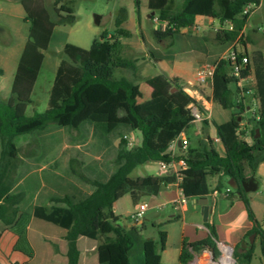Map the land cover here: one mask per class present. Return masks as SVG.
Wrapping results in <instances>:
<instances>
[{
  "label": "trees",
  "instance_id": "trees-1",
  "mask_svg": "<svg viewBox=\"0 0 264 264\" xmlns=\"http://www.w3.org/2000/svg\"><path fill=\"white\" fill-rule=\"evenodd\" d=\"M251 1L259 0H146L153 18L166 22L165 30L155 29L158 40L172 39L173 44L163 57L172 58L179 50L212 48L223 53L239 36L246 45V34L242 31L249 18L242 10ZM26 19L31 22L28 39L24 46L13 79L11 94L4 101L0 96V220L7 224L15 222L19 212L31 213L67 229L68 264H78L80 251L77 246L79 235L99 241L98 264H162L160 251L166 247L167 233L159 231V239H145L137 225H121L114 221V202L129 193L136 204L141 197L158 195L161 183L175 182L171 173L160 182L153 180L145 184L139 180L129 182V176L148 161L170 163L184 158L187 170H180V188L187 198L208 192L206 177L224 174L232 181L231 198L244 201L249 218L254 222L244 247L235 250L242 264H253L256 240L264 256V228L256 218L243 182L255 176L258 165L264 161V54L254 51L250 62L240 76L232 73L229 62L216 58L213 76V100L230 112V118L214 122L225 148L220 155L207 146L208 138L197 147L189 146L180 156L168 152L169 143L188 128L195 118L190 108L195 104L205 112L196 98L188 94L178 77L164 73L148 77L138 72L137 60L120 56L121 37L129 34L122 28L128 18V9L120 7L115 19L116 29L93 40V47L106 45L104 60L96 59L89 49L74 43H66L64 57L57 67L49 104L44 112L26 115L28 104L33 103L32 93L44 61L43 50L51 41L58 25H71L77 20L73 1L54 0L52 9L46 0H19ZM140 20L141 0H135ZM217 19L222 25L234 21V29L220 28L216 31L215 44L203 45L204 37L184 31L192 27L197 16ZM208 46V47H207ZM118 69H131L137 73L158 95L138 102L135 81L116 77ZM254 71L256 83L253 95L260 106L249 118L254 123L251 130L253 142L242 137V111L246 108L241 86ZM0 68V75L3 74ZM235 86V88L232 87ZM236 111H233L235 110ZM241 117V118H240ZM204 122L208 124V120ZM257 129L260 131L257 136ZM76 132L74 134L72 132ZM140 130L142 142L128 147L124 135ZM38 136L39 150L33 152L21 165L20 151L23 143H29L31 134ZM120 138L118 145L114 141ZM93 139L91 147L96 157L85 163L78 159L69 160L63 167L65 150L47 169L41 161L60 143L85 144ZM223 185L217 186L223 191ZM1 235V234H0ZM216 231L211 226V235L203 240H184L180 256L181 264H187L194 252L200 253L206 246L215 248L213 237Z\"/></svg>",
  "mask_w": 264,
  "mask_h": 264
},
{
  "label": "crops",
  "instance_id": "crops-1",
  "mask_svg": "<svg viewBox=\"0 0 264 264\" xmlns=\"http://www.w3.org/2000/svg\"><path fill=\"white\" fill-rule=\"evenodd\" d=\"M47 2L48 0H46V5ZM263 2L264 0H261L260 6ZM20 5L22 6L19 0H0V12L1 14H4L5 17L7 15L10 16V14L14 12L13 10L17 11L20 9ZM125 7L128 9V18L121 27L129 31L130 34L133 33L132 23L135 21L137 26L139 28L141 27L142 15L144 16L146 13L149 17L153 16L150 10L145 12L144 7H142L143 9L141 8L140 10L139 20L135 5L136 20H134L132 9L127 6ZM251 17L243 31L248 36L249 32H251L252 35H258L261 31L259 28H250ZM5 20L8 21V19ZM198 21H203V23L208 26H205L202 33L198 32L196 34H191L204 37L203 45L205 46L207 43L214 45L216 33L213 34L210 27L213 26L214 29L217 30L219 20L200 15L196 18V22ZM158 23L167 25L162 21ZM184 31H195V29L190 27ZM27 39L23 41L18 50L12 47L0 46L1 49L8 51L10 55H14L13 66L11 68L15 73ZM121 43L124 46L127 42L121 38ZM173 43V40L169 39V47ZM246 46L250 56L258 49L264 54V47H257L254 40L253 43H246ZM105 48L106 45L102 42L100 47H92L90 51L93 56L94 54L97 55V57H95L96 59L104 60ZM144 49H142V51ZM152 53L156 56H153ZM164 54H166V52L159 55L155 52H151V57H147L146 53L142 56L136 55L132 57L127 56L124 52H120L121 57L136 59L138 69L142 62L147 61V63L144 64L145 66L141 68L144 76L152 77L164 73L169 77H178L183 84L185 91L188 94L193 95L208 114V124H206L204 120H195L188 128L177 136L176 156H180L184 152L181 146V140L184 138L188 139L189 146L192 147H197L200 142L206 141L209 138L212 142H207V146H213L220 155H224L225 148L222 141L215 140L219 135L214 122L228 120L230 118V112L223 109L219 103L213 100V81H209L203 89L195 84L197 67L203 64H214L216 58L222 53H216L212 48L208 47L206 49L191 48L179 50L174 53L172 58L163 57ZM45 58L44 53L43 64ZM151 65H154V68L157 69L156 73L153 75H150L149 71ZM145 71H148L149 74L146 75ZM250 80L253 81V87L251 86L250 88H247V91L242 94L245 97L244 103L246 108L242 111L243 119L240 123V131L242 132L243 138L249 142H253L251 130L254 123L250 121L249 118L255 113L254 105L256 100L253 95V88L256 83V78L254 71L251 72L250 78L241 82V86L246 88V85ZM135 84L137 101H146H140L138 99V97L142 96L143 90L141 87L138 88L137 83ZM233 88H235L234 85ZM10 94L6 100H8ZM157 95L158 92L152 88L150 99ZM233 111H236V109ZM128 134L137 140L138 144L142 142V133L140 130L130 131ZM120 140V138H117L114 143L118 145ZM89 142L92 144L93 139H90L87 143ZM87 143L72 145L63 141L51 151L43 161H41L40 170L47 169L55 160L59 159L62 153L67 149L70 153L64 160L63 167L69 162V160H71V158L81 160L85 163L91 161L96 155H91L89 151L86 150ZM26 158H24V160H26ZM178 167L179 163L175 161L173 168L168 171L161 168L160 162L148 161L136 168L138 169V172L129 176V182L134 185L139 180H143L145 184H150L155 180V182L158 183L160 182V179L168 173L176 176L175 171L173 170ZM255 177L258 180V190L261 183L264 185V161L258 165ZM205 181L208 192L197 197L189 198L187 203L180 208L174 206V200L181 194L180 183L177 179L175 182L167 185L161 183L162 187L158 195L141 197L140 202L147 201L149 209H155L158 211V216L151 223H147L145 217L138 222H132L129 220L123 222L121 220V217L117 215L118 203H121L123 199L127 198L131 201L133 207H136L137 205V203L135 204L133 202L131 195L127 193L114 202V221L125 226H130L132 224L137 225L145 239H159V236L148 235L150 226L157 229L158 233L159 231H165L167 233L166 247L164 250L160 251L162 264H181L180 256L184 240L195 242L209 237L211 235V226H213L216 231V236L213 238L216 241L219 254L221 252L220 245L222 243L231 245L234 248V251H241L244 247L243 239L248 238L250 231L254 227V222L249 218L244 201L240 198H231L229 196L231 191L227 193V188H231L229 184L232 186V181L228 176L224 174L207 176ZM220 184L226 187L225 192L217 189V186ZM247 195L257 220L264 228V194L259 191H251L247 192ZM132 211L133 210L131 209V211H128L126 214H130ZM66 233L67 229L26 212H19L15 222L12 224H7L3 220H0V264H68V242L65 239ZM98 244L99 241L96 239L79 235L77 238V246L80 251L78 264H98ZM256 244L257 246L252 261L253 264H259L258 261L261 260V258H264L262 254H258V251L260 250L258 240L256 241ZM208 247L209 246L204 247L200 253L194 252V261H189L187 264H215L213 252Z\"/></svg>",
  "mask_w": 264,
  "mask_h": 264
},
{
  "label": "rangeland",
  "instance_id": "rangeland-1",
  "mask_svg": "<svg viewBox=\"0 0 264 264\" xmlns=\"http://www.w3.org/2000/svg\"><path fill=\"white\" fill-rule=\"evenodd\" d=\"M73 1L74 13L77 16V20L74 24L71 25H58L55 27L51 41L46 50H43L45 53V62L40 70L38 79L35 83L32 99L33 103L28 104L26 109V115L32 116L35 112H44L49 104V97L53 82L55 79L57 67L60 60L64 57V45L66 43H74L80 45L86 49L91 50L93 47V40L95 38L101 39V35L107 31H113L116 29L115 19L117 17L120 7L127 6L132 9L133 18L136 20V10H135V0H65ZM183 0H176L178 4L182 3ZM53 0H48V8H52ZM142 7H144L145 12H148L149 9L146 5V0H141ZM141 7V8H142ZM20 9L15 11L13 10L10 16L1 14L0 12V46L2 47H12L19 49L23 41L28 38L31 22L26 19L25 11L20 5ZM143 9V8H142ZM96 15L100 16V21L96 22ZM5 19H8L6 21ZM130 25V22H129ZM207 24L203 21H198L195 31H189L188 33H202ZM133 33L125 35L126 37H121L122 40H125L127 43L123 46L121 45L120 52L126 53L127 56H142L145 53L147 57H151L150 53L155 52L157 55L167 52L169 48V39L167 40H158L154 37L153 31L155 29L165 30L166 25L158 23V20H155L152 16H147L145 13L142 15V25L139 28L136 24V21L132 23ZM213 34L216 33V29L213 26L210 27ZM250 28L260 29L258 35H252L249 32V36L246 35V43H253L259 48L264 47V2L262 5L254 12L251 17ZM0 47V68L3 69V74L0 76V96L1 99L6 101L7 97L10 94L11 86L14 79L15 72L11 68L13 66L14 55H10L8 51L1 49ZM145 47V49H144ZM142 49H144L142 51ZM140 50V51H138ZM260 50V49H258ZM153 56H156L152 53ZM146 56V55H145ZM94 57H97L94 54ZM220 57V56H219ZM147 61H144L139 65L138 72L143 73L141 69ZM156 68L154 65L149 67L150 75L156 73ZM146 75L149 74L148 71H145ZM126 76L137 83L138 88H142V96L138 97L140 101L150 99L152 87L146 83L143 79L137 78V73L131 69H118L116 71V77ZM143 80V81H142ZM253 87V81H248L246 88ZM233 87V85H232ZM72 132L75 134L74 130ZM31 141L29 143H23L20 151V161L19 165L23 162L24 158L33 154L39 150L38 147V136L35 133L31 134ZM91 142L87 143V151L91 155H96V150L91 147ZM74 145V144H72ZM56 148V147H55ZM54 148V149H55ZM53 149V150H54ZM52 150V151H53ZM70 152V151H69ZM67 156L64 158V160ZM43 161V160H42ZM138 169L134 170L132 174H136ZM230 187H232L229 184ZM226 191V187H223V192ZM262 192L264 194V185L261 183L258 190L254 192ZM140 202V201H139ZM138 202V203H139ZM134 211L131 201L127 198L123 199L121 203L117 205V215L121 217V220L132 221L130 214H126L128 211ZM132 211V212H133ZM158 216V211L155 209H148L143 218H146L147 223H151ZM159 236L157 229H154L150 226L148 235ZM256 237L254 242H256ZM260 253V250L258 251ZM221 255L218 254L219 258ZM234 257L237 260L236 264H242L234 252ZM259 264H264V258L258 261Z\"/></svg>",
  "mask_w": 264,
  "mask_h": 264
},
{
  "label": "built area",
  "instance_id": "built-area-1",
  "mask_svg": "<svg viewBox=\"0 0 264 264\" xmlns=\"http://www.w3.org/2000/svg\"><path fill=\"white\" fill-rule=\"evenodd\" d=\"M260 3H261V0H259V2L258 1L249 2L243 8L241 15L247 16L248 18H250L254 14V12L260 7ZM155 18H156L155 20H158V22H161V20H159L157 17H155ZM197 23L198 22H195V24L192 26V28L196 29ZM221 27L224 29H231L232 30L235 27V22L234 21L233 22L232 21H226V23L224 25H222L221 22L219 21V25L217 27V30L220 29ZM243 32L244 31H242L241 34H243ZM246 49H247V46L241 42L240 36H239L220 55L221 60H225V61L229 62V64L231 65V68H232V73L235 76H240L241 71L243 69H245L247 64L250 62V57L246 54ZM215 70H216L215 64L199 65L196 69V76H195L196 86L203 89L209 83V81H213V76H214ZM250 76H251V74L246 79L250 78ZM246 79H243V80H246ZM191 96H193V95H191ZM255 100H256V102L254 105V111L256 112L259 109L260 102L256 97H255ZM190 108L192 110V114H193L195 120H205L208 118V114L206 112L201 111L195 104H191ZM124 138L127 140V144H128L129 148H132V147L138 145L137 140L132 138L128 133L124 135ZM215 140L220 141L221 138L217 137ZM181 146H182L183 150H186L189 147V141L187 138H184L181 140ZM176 151H177V137L174 138L169 143V146H168V152H170L173 157L176 156ZM175 161H177L179 163V167L177 169H174L173 171H175V175L177 177V180L180 183L182 181V179L178 175L179 171L180 170H187L188 166H189L184 158L175 159L170 163L161 161L160 162L161 168L163 170L170 171L171 168H173ZM230 191H231V189L227 188V193ZM188 199L189 198H187L185 196L183 190L181 189L180 196L174 200V206L176 208H180L182 205L187 203ZM148 209H149V204L147 201L139 202V203H137L135 210L133 212H131L130 217L132 218V220L134 222H138V221L143 219V216ZM220 246H221V252H220L221 255L219 257L220 264H223L227 253H230V258L233 261L232 264H236L237 260L234 257V252H235L234 248L231 245L226 244V243H222Z\"/></svg>",
  "mask_w": 264,
  "mask_h": 264
},
{
  "label": "water",
  "instance_id": "water-1",
  "mask_svg": "<svg viewBox=\"0 0 264 264\" xmlns=\"http://www.w3.org/2000/svg\"><path fill=\"white\" fill-rule=\"evenodd\" d=\"M155 14V12L153 11L152 12V15ZM100 21V16L99 15H96V22H99ZM260 134V131L257 129V136H259ZM243 187H244V190L246 192H251V191H255L257 190L258 188V180L255 176H251L248 180L244 181L243 182ZM256 237V234H252L250 236V242L253 243L254 242V239ZM212 252H213V257H214V263L215 264H220V260L219 258L217 257V254H216V251H215V248L212 247V246H209L208 247ZM191 262L194 261V258L190 260Z\"/></svg>",
  "mask_w": 264,
  "mask_h": 264
},
{
  "label": "bare ground",
  "instance_id": "bare-ground-1",
  "mask_svg": "<svg viewBox=\"0 0 264 264\" xmlns=\"http://www.w3.org/2000/svg\"><path fill=\"white\" fill-rule=\"evenodd\" d=\"M232 259L230 258V253L226 254L225 260L223 262V264H232Z\"/></svg>",
  "mask_w": 264,
  "mask_h": 264
}]
</instances>
